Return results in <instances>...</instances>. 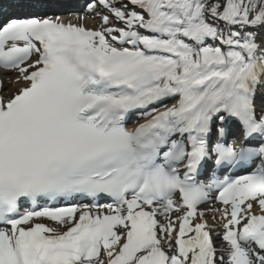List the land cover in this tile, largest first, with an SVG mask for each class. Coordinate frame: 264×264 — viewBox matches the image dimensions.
I'll return each instance as SVG.
<instances>
[{"label": "snow or ice", "instance_id": "obj_1", "mask_svg": "<svg viewBox=\"0 0 264 264\" xmlns=\"http://www.w3.org/2000/svg\"><path fill=\"white\" fill-rule=\"evenodd\" d=\"M0 264H264V0H0Z\"/></svg>", "mask_w": 264, "mask_h": 264}, {"label": "bare ground", "instance_id": "obj_2", "mask_svg": "<svg viewBox=\"0 0 264 264\" xmlns=\"http://www.w3.org/2000/svg\"><path fill=\"white\" fill-rule=\"evenodd\" d=\"M72 19L73 20H75L76 19V17L74 16V17H72ZM90 23H91V21H89ZM209 216H211V214H209ZM210 223V222H209Z\"/></svg>", "mask_w": 264, "mask_h": 264}, {"label": "rangeland", "instance_id": "obj_3", "mask_svg": "<svg viewBox=\"0 0 264 264\" xmlns=\"http://www.w3.org/2000/svg\"><path fill=\"white\" fill-rule=\"evenodd\" d=\"M90 23V22H89ZM90 24H93L92 22L90 23ZM209 222H210V224L212 223V220L211 219H209Z\"/></svg>", "mask_w": 264, "mask_h": 264}]
</instances>
